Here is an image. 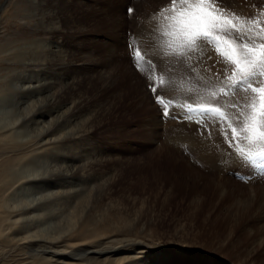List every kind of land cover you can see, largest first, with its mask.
<instances>
[{
    "label": "rangeland",
    "instance_id": "obj_1",
    "mask_svg": "<svg viewBox=\"0 0 264 264\" xmlns=\"http://www.w3.org/2000/svg\"><path fill=\"white\" fill-rule=\"evenodd\" d=\"M247 1L224 5L264 25V0ZM170 5L0 0V130L41 139L40 166L19 170L6 205L20 213V235L45 241L39 253L55 264H264V176L223 150L219 125L208 122L207 140L195 121H162L128 61L126 31L151 26ZM189 64L176 103L213 102L206 85L228 66L212 46Z\"/></svg>",
    "mask_w": 264,
    "mask_h": 264
},
{
    "label": "snow or ice",
    "instance_id": "obj_2",
    "mask_svg": "<svg viewBox=\"0 0 264 264\" xmlns=\"http://www.w3.org/2000/svg\"><path fill=\"white\" fill-rule=\"evenodd\" d=\"M127 15L136 18L134 7L127 8ZM156 15L151 26L126 31L125 46L162 121H195L194 134L206 139L211 136L208 122L219 125L235 163L264 176V25L258 18L237 15L224 0H171ZM208 46L228 66L218 84L206 85L213 102L178 105L173 98L177 79H184L182 73L190 75L193 53ZM231 174L243 179L238 171Z\"/></svg>",
    "mask_w": 264,
    "mask_h": 264
},
{
    "label": "bare ground",
    "instance_id": "obj_3",
    "mask_svg": "<svg viewBox=\"0 0 264 264\" xmlns=\"http://www.w3.org/2000/svg\"><path fill=\"white\" fill-rule=\"evenodd\" d=\"M245 1V0H244ZM246 2H249L246 0ZM241 4V2H240ZM239 4V5H240ZM238 5V6H239ZM242 5V4H241ZM246 8V7H245ZM245 14V13H244ZM32 87V86H31ZM34 87V86H33ZM1 91V90H0ZM32 91V90H31ZM68 123V122H67ZM2 128V127H1ZM4 128V127H3ZM220 131V129H219ZM74 133V132H73ZM217 135V133L215 134ZM214 137V136H213ZM219 136H216V139H218ZM214 139V138H213ZM48 140V139H47ZM46 140V141H47ZM54 140V139H53ZM208 140V139H207ZM32 142L30 143H25L28 141H23L22 136L18 133L16 129H13L11 127H7L4 129L0 130V255L7 253L8 255L12 254L13 256L10 257V262L7 264H55L54 260L51 258L53 252L48 249L50 253V257L43 256L42 252L39 253V250L41 247V244L44 242H40V240L36 239L34 241H28L25 240L26 235L22 236L20 234L23 233L21 230V227L18 226L17 219L19 218V214L17 212L14 213V210L11 209V207L6 205V200L5 196L7 195V192L10 188L13 187L15 181H16V176L19 173V170L23 168L24 166H30L32 162L35 160V148H37V145H39L38 141L31 140ZM55 141V140H54ZM216 141V140H214ZM218 141V140H217ZM206 142V140H205ZM42 143V142H41ZM50 143V141H48ZM54 143V142H53ZM57 143V142H55ZM36 144V147H35ZM215 144V143H214ZM225 144V142H224ZM41 145V144H40ZM39 145V146H40ZM53 145V144H50ZM205 145V144H204ZM212 145V144H211ZM223 145V144H222ZM27 146H32V148L27 150ZM202 146V145H201ZM215 145L216 150L218 149ZM226 145L224 146L223 150H226V153L228 154L229 151L225 148ZM42 148V147H41ZM220 148V147H219ZM42 150V149H39ZM38 150V151H39ZM222 150V149H221ZM44 151V149H43ZM49 149H46L42 155H48L49 154ZM37 152V151H36ZM40 152V151H39ZM223 153V152H222ZM21 176V175H20ZM39 206V205H38ZM42 207L39 208V210ZM34 209V208H33ZM37 209V207H36ZM31 211V210H30ZM26 213V212H25ZM28 213V212H27ZM23 214V213H22ZM32 216V215H31ZM23 217V216H22ZM24 225V224H23ZM22 226V225H20ZM28 227V226H27ZM26 227V229H27ZM25 228V227H23ZM26 233V232H25ZM29 234V233H28ZM92 234V233H91ZM20 235V236H19ZM93 235V234H92ZM28 236V235H27ZM59 237V236H58ZM69 237V236H68ZM54 238V237H53ZM64 238V237H63ZM67 238V237H65ZM56 239V238H55ZM62 239V238H61ZM63 240V239H62ZM71 239H66L65 242L70 243ZM42 241V240H41ZM59 241V240H58ZM56 242V241H55ZM41 243V244H40ZM52 243V242H51ZM50 244V243H49ZM66 244V243H65ZM77 244V243H76ZM46 245V243H45ZM52 246V244H50ZM49 245V247H51ZM62 245V244H61ZM60 245V246H61ZM68 245V244H66ZM82 245V244H81ZM79 245V246H81ZM87 245V244H86ZM90 245V244H89ZM43 246V245H42ZM48 246V242H47ZM56 246H58L56 244ZM56 246L54 248H56ZM75 246V245H74ZM73 246V247H74ZM78 246V245H77ZM84 246V244L82 245ZM98 246V245H97ZM100 246V245H99ZM98 246V247H99ZM28 247L30 250L29 251H24V249L27 250ZM59 247V246H58ZM70 247V246H69ZM78 248V247H77ZM102 248V247H101ZM100 248V249H101ZM112 248V247H110ZM45 249V246L43 247ZM85 248H83L84 250ZM87 249V248H86ZM85 249V250H86ZM44 250V251H46ZM56 251L57 248L55 249ZM54 250V251H55ZM76 250V249H75ZM91 250V249H90ZM115 250V249H114ZM15 253H12V252ZM47 251V252H48ZM65 251V250H64ZM62 251V253L64 252ZM87 251V250H86ZM92 251V250H91ZM95 251V250H94ZM92 251V253H94ZM67 252V251H66ZM65 252V253H66ZM70 252V251H69ZM96 252V251H95ZM106 252V251H105ZM30 253V254H29ZM54 253V252H53ZM64 253V254H65ZM68 253V252H67ZM83 253V252H82ZM59 254V253H58ZM61 254V253H60ZM63 254V255H64ZM96 254V253H95ZM62 255V254H61ZM60 255V256H61ZM4 256V255H3ZM97 257V256H96ZM86 258V257H85ZM84 258V259H85ZM95 258V256H94ZM13 259V260H12ZM71 259V258H70ZM87 259V258H86ZM91 259V258H90ZM7 260V259H6ZM95 260V259H94ZM8 261V260H7ZM61 261V260H59ZM63 262V261H62ZM60 264V263H59Z\"/></svg>",
    "mask_w": 264,
    "mask_h": 264
}]
</instances>
